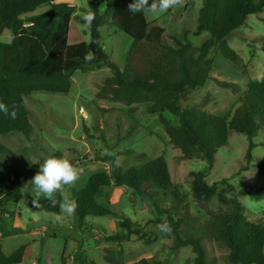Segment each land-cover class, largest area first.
I'll list each match as a JSON object with an SVG mask.
<instances>
[{
    "label": "trees",
    "instance_id": "obj_1",
    "mask_svg": "<svg viewBox=\"0 0 264 264\" xmlns=\"http://www.w3.org/2000/svg\"><path fill=\"white\" fill-rule=\"evenodd\" d=\"M95 15L87 41L74 23L76 6L59 0H0V102L9 112L16 111V118L0 113V136L21 132L27 138L33 133L26 97L39 91L68 94L76 71L89 72L108 65L112 74L106 78L99 96L109 95L127 106L147 104L146 111L158 113L171 144L179 149L182 158H195L207 162L202 171L193 172L192 194L199 203L214 196L228 206L210 216L203 229L189 225L191 218L187 195L173 181L168 160L160 155L145 163L124 168L112 160L113 171L93 173L86 185L75 190L78 207L75 216L77 227L88 217L118 216L98 201L105 187L125 185L132 190L136 200L151 203L160 214L154 220L162 223L166 218L171 226L167 234L174 237V250L191 246L195 264H208L207 250L202 235L224 243L232 264H264V221L253 222L245 213L240 196L254 195L260 199V189L252 186L236 189L226 179L209 184L207 176L216 162L219 149L229 146V135L237 132L250 139L246 154L247 165L254 162L264 173V158L253 155L254 137L264 132V76L250 80L239 97V106L231 115L215 114L198 107L184 106L182 101L211 79L213 60L211 52L221 43L224 55L232 61L241 57L228 46L226 39L246 23L251 14L264 10V0H202L195 34H211L200 47H195L188 37L172 35L174 45L164 42L165 28L150 27L146 12L133 15L128 5L133 0H90ZM105 2V13L112 24L129 35L132 46L125 67L121 69L109 59L102 45L100 3ZM152 0H149L151 3ZM47 7L43 12L38 9ZM264 20V19H263ZM6 29L12 34L10 42L1 39ZM264 50V39H260ZM87 53L95 59L86 62ZM228 85L227 83H224ZM132 112V109H129ZM178 117L174 124L164 112ZM0 153L15 155L0 143ZM100 158V157H99ZM28 179L19 170L0 159V210L17 204L24 198ZM35 212L60 213L59 204L53 206L43 197H27ZM171 199L169 207H162L161 200ZM59 199V197H57ZM143 227L134 224L126 233L106 236V240L121 243L133 234L141 235ZM202 234V235H201ZM29 244L6 254L0 238V264H19L29 254ZM82 246H80V249ZM78 264H97L85 252L77 251ZM151 264L146 259L131 263Z\"/></svg>",
    "mask_w": 264,
    "mask_h": 264
},
{
    "label": "rangeland",
    "instance_id": "obj_2",
    "mask_svg": "<svg viewBox=\"0 0 264 264\" xmlns=\"http://www.w3.org/2000/svg\"><path fill=\"white\" fill-rule=\"evenodd\" d=\"M59 1L76 6L74 23L89 41L90 27H84L81 14L91 10V1ZM201 4L202 0H185L181 8L170 9L165 13L147 11L146 15L150 27L165 28L164 42L174 45L172 35L183 39L188 32L193 45L200 47L211 36L208 32L195 34ZM105 8V2H101L102 45L109 59L123 69L133 40L112 24ZM46 9L42 7L37 12ZM263 19L264 10L249 15L246 23L226 39L228 46L241 57L240 61L227 58L221 43L212 49L211 79L203 87L191 92L182 101L184 106L198 107L221 115L234 112L248 82L264 76V50L260 40L264 39ZM1 39L10 42L11 31L6 29ZM111 74L108 65L89 72L76 71L68 94L44 91L31 94L25 98L33 126L30 138L21 132L0 136V143L15 153L11 156L0 153V159L28 179L24 198L0 210V238L4 252L11 254L22 245H30L28 256L19 264H78L75 258L77 251L85 252L97 264L131 263L141 259L151 264H195L192 247L174 250V237L158 227L160 222L154 221L160 215L156 208L147 201L134 199L132 190L125 185L105 187L104 193L98 196V201L118 216L88 217L81 227L76 226L78 220L75 214L33 211L27 197H40L36 196L29 181L38 171L39 165L51 156H63L76 161L84 169L82 178L70 190L72 199L74 191L82 189L93 173L102 170L112 173V160L103 158L107 150L116 153L124 168L164 155L173 181L187 195L191 218L189 225L200 231L210 216L228 209L217 196L204 203L194 198L192 173L205 169L207 162L198 158L183 159L181 151L171 144L158 113L147 112V104H133L130 107L109 95L99 96L106 78ZM164 116L174 124H179L174 114L166 111ZM253 141L256 143L253 155L264 158V132L254 137ZM229 142V146L218 150L216 162L206 180L213 184L226 179L236 189L247 186L259 188L260 199L245 195L240 196L239 200L245 206L249 220L262 222L264 173L254 162L249 164L248 169L243 168L248 164L246 154L250 139L244 134L231 132ZM170 205V198L161 200L162 207ZM135 223L143 227L141 235L133 234L130 240L121 243L106 240V236L128 232ZM202 237L208 264H232L227 259L229 249L224 243L216 242L206 235Z\"/></svg>",
    "mask_w": 264,
    "mask_h": 264
},
{
    "label": "clouds",
    "instance_id": "obj_3",
    "mask_svg": "<svg viewBox=\"0 0 264 264\" xmlns=\"http://www.w3.org/2000/svg\"><path fill=\"white\" fill-rule=\"evenodd\" d=\"M185 0H133L128 5V11L133 15L142 13L147 10L153 13H165L170 9L181 8L184 6ZM90 9V7H89ZM95 15L91 10L81 14V20L84 27H90ZM86 62L95 59L94 53H87L84 57ZM0 113L5 116L16 118V111L13 109L9 112L8 106L0 102ZM106 155L114 158V163L118 167L120 164L119 157L114 151L105 152ZM84 174L83 167L76 161H72L63 156H51L39 165L38 171L29 181L34 188L37 197H43L53 206L59 204L61 213L72 215L75 213L78 204L71 198L70 190L82 178ZM59 197V199H57ZM162 223L158 227L164 232H171V226L166 218H161Z\"/></svg>",
    "mask_w": 264,
    "mask_h": 264
}]
</instances>
